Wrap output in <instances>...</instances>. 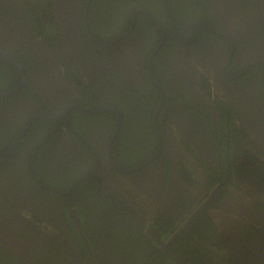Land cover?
<instances>
[{
	"label": "flooded vegetation",
	"instance_id": "flooded-vegetation-1",
	"mask_svg": "<svg viewBox=\"0 0 264 264\" xmlns=\"http://www.w3.org/2000/svg\"><path fill=\"white\" fill-rule=\"evenodd\" d=\"M2 52L0 264H264V0H0Z\"/></svg>",
	"mask_w": 264,
	"mask_h": 264
},
{
	"label": "water",
	"instance_id": "water-1",
	"mask_svg": "<svg viewBox=\"0 0 264 264\" xmlns=\"http://www.w3.org/2000/svg\"><path fill=\"white\" fill-rule=\"evenodd\" d=\"M110 46V45H109ZM103 47H107V46H103ZM0 57H4V58H7L9 60H11L12 62H14L20 69L21 71V75H22V82H21V86L18 88V89H15L13 90L12 92H9V93H5V94H0V99H7V98H10V97H14L16 95H18L19 93H21L25 86H26V83H27V72H26V69L25 67L22 65V63L16 59L13 55H10L8 53H5V52H2L0 53ZM163 94L165 95V92L163 91ZM80 110V111H83V112H86V113H98V112H104V111H112V112H115V110L113 109H107V108H102V109H88L86 107H83V106H80V105H73V106H66L63 110H61L59 113L57 114H51V113H47V112H42V111H38V112H35V113H32L30 115V117L27 119L29 120L30 118L32 117H39V118H48V117H56V116H62V117H65L67 115L68 112H70L71 110ZM117 114L120 115L121 117V113L119 111H116ZM25 126V125H24ZM18 146V143H15L14 146L7 152L6 156L1 160L0 159V162H5L7 161L10 156L15 152L16 148ZM224 184V183H223ZM223 184H220L218 187H216V189L211 193V195L207 198V200L203 203V205L191 216V218L183 225V227L177 231L173 236L172 238L170 239V241L162 246L168 253L169 252V245L178 238V236L185 230V228H187L192 221H194V219L205 209L207 208L211 203H213L214 201H216L220 195L222 194L223 192ZM72 217L74 219V222L75 224L80 228L81 230V233H82V237L85 241V244L87 246V248L89 249L90 253L93 254V251L90 247V244L88 242V239L87 237L85 236L84 234V231L82 229V225H81V221L77 215V212L76 211H73L72 212ZM152 230H154L152 228ZM152 232L155 233V230L154 231H149V235L158 242V236L159 234H152ZM15 251L18 250V248L16 246H13L12 247ZM170 255H172L170 253ZM30 264H35L33 262H30Z\"/></svg>",
	"mask_w": 264,
	"mask_h": 264
},
{
	"label": "trees",
	"instance_id": "trees-1",
	"mask_svg": "<svg viewBox=\"0 0 264 264\" xmlns=\"http://www.w3.org/2000/svg\"><path fill=\"white\" fill-rule=\"evenodd\" d=\"M31 17H33L32 19L34 20V23L37 25V26H39L38 24H39V22L38 21H36L35 20V17H34V15H32ZM8 69H10V70H12V72H13V77H15V75H16V73H15V69L12 67V66H8ZM14 69V70H13ZM222 179V178H221ZM217 181V180H216ZM214 182V183H212V187H211V189H213V188H215L216 187V185L218 184L217 182ZM52 181H50V183H51ZM217 183V184H216ZM47 185V184H46ZM258 233L260 234V231H258ZM169 234V232H167V235ZM173 235V234H172ZM171 235V236H172ZM182 239V238H181ZM204 251H205V248L202 246V245H200V248H199V250H198V255H199V257H201L200 259H202V260H206V259H208V257L210 258V259H213V257L210 255L209 256V253L208 254H204ZM209 261V260H208Z\"/></svg>",
	"mask_w": 264,
	"mask_h": 264
}]
</instances>
